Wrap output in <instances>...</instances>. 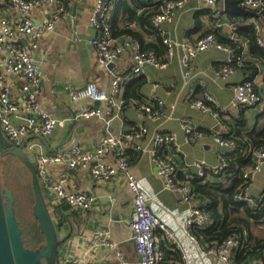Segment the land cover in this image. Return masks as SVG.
Instances as JSON below:
<instances>
[{
    "label": "built area",
    "instance_id": "built-area-1",
    "mask_svg": "<svg viewBox=\"0 0 264 264\" xmlns=\"http://www.w3.org/2000/svg\"><path fill=\"white\" fill-rule=\"evenodd\" d=\"M160 1L159 9L152 17V24L166 45V60L171 59L175 49L181 47L183 49L182 63L189 67L200 52L210 47H217L225 50L229 55L227 64L216 69L218 77L225 80L234 74L238 67L244 66L249 58V43L237 33V21H224V16L227 14L224 6L225 0H201L210 8L212 20L210 30L197 39L196 42H191L188 39L175 41L169 38L163 28V22L171 20L175 13L183 8L189 0ZM238 1L244 8L257 12V16L253 18L252 22L258 35V44L264 47V31L257 20L260 15L264 18V0ZM0 5H2L0 8V66H2V69H0V127L4 136L16 145L21 144L29 137H31L30 140L33 139V141L29 140L26 145H28V149L34 156L33 161L37 165L46 199L47 196L53 197L52 200H47L50 209L52 206L58 208L62 204H67L77 213L86 216L96 200L93 194L67 189L64 185V177L55 178L51 172V166L63 165L71 169L91 167L93 178L99 182L111 181L120 173L132 194L133 208L129 227L139 256L137 262L133 264H189L187 255L182 250L175 232L169 229L150 209L149 197L139 185L138 177L133 171L131 161L127 155L128 150L148 154L156 164L157 174L163 179L164 187L179 193L181 201L191 203L187 225L190 227L191 234L196 237L195 230L209 227L213 220L211 214L204 207L205 200L194 192L193 178L182 174L175 157L176 154L181 152L176 134L160 130L145 144L142 141L147 136L149 129L143 123L135 125L127 132L104 135L94 150H85L79 144H75L63 150L44 151L39 143H35V137L51 136L57 127L64 124L65 120L56 118L47 112L41 104V75L34 51L38 48V40L42 34L46 30L52 29L56 21L64 15L66 11L65 4L61 0H0ZM45 7L52 8V16L46 19L44 23L36 24L33 18L35 9ZM3 8H13L18 10L21 15L19 17L6 16L1 13ZM112 9L109 0H96L89 18V22L96 33L88 39V42L96 48L98 62L103 65H110L128 51L132 59L131 73L114 74L111 80L110 93L102 91L94 81L71 90L72 100L89 98L106 104V108L85 105L80 109L79 116L82 118L99 117L108 123L115 116H118L122 110L123 102H118L117 96L129 78L143 74L147 64L156 67H163L166 64L165 61L160 60L153 50H142L138 42L130 37L124 41L113 37L111 25L109 24ZM225 27L228 31L226 36L237 42L238 51L221 43L214 33V31L223 33ZM23 41H26V44ZM9 76H14L20 82V100L13 96ZM247 77L248 75L245 72V79L234 87L235 93L230 105L234 108L254 111V114L261 113L264 110V75L259 73L252 79H247ZM151 100L138 103L137 108L148 119L155 120L165 114V106L164 102L156 97ZM188 102L195 109L213 113L217 119L218 130L215 131L214 139L219 146L218 164L216 167H209L204 160L194 163L198 168V179H202L203 182L213 181L214 176H207L205 171L213 169L221 173L225 170L227 166L226 155L233 151L235 147L234 140L227 138V134L231 133V128L228 125L231 118L228 115L227 108L217 105L209 91H205L202 99L190 98ZM212 105L218 109H214ZM21 107L24 110V115L19 116L17 112ZM166 117L171 119L172 115ZM180 125L187 142H195L201 138V131L197 129L191 119H181ZM111 155L115 159L116 167L105 162L107 157ZM252 158V165L242 171L243 187L236 195V199L248 201L251 204H260L264 198V185L261 196H254L250 190L256 177L264 173V148L255 149ZM159 233L164 237L166 245L178 253L177 261L164 263L165 251L160 249L157 243ZM243 234L246 235V231ZM107 235V231L97 229L95 232L97 245L115 248L117 243L110 241ZM197 242H200L208 254L217 255L225 264H263L262 260L256 257L237 262L235 259L236 253L242 245L239 235L233 236L222 243H210L202 240ZM117 256L122 258V252L118 251ZM122 263L131 264L125 261ZM58 264L98 263L93 258L73 255L67 258H58Z\"/></svg>",
    "mask_w": 264,
    "mask_h": 264
},
{
    "label": "crops",
    "instance_id": "crops-1",
    "mask_svg": "<svg viewBox=\"0 0 264 264\" xmlns=\"http://www.w3.org/2000/svg\"><path fill=\"white\" fill-rule=\"evenodd\" d=\"M95 3L96 0L65 2L64 15L38 40L39 44L34 56L41 75V104L47 112L58 119H64L65 122L47 137L48 146L39 137H35V143H39L46 152H50L49 148L53 149L59 145H61L59 150H63L75 144H79L85 150H94L104 135L127 132L135 125L144 123L149 129L142 141L145 144L160 130L176 134L181 152L175 157L183 175L190 178L197 177L198 168L194 163L200 160H204L209 167H216L219 151L214 139L215 131L218 130L217 119L211 112L191 107L188 100L202 99L205 91H209L217 105L226 107L229 116L237 117L240 108H234L230 103L234 97V87L245 79L244 70L237 68L226 81L216 74V69L225 66L228 62L229 55L225 50L210 47L200 52L187 67L182 63L183 49L178 47L171 59L164 60L166 64L163 67L147 64L143 74L129 78L117 96L118 102H123L122 110L112 121L108 123L99 117L82 118L79 116V111L83 106L96 105L106 108V104L101 101L97 103L89 98L72 100L71 90L94 81L102 91L110 93L113 75L129 74L132 66L131 54L128 51L110 65L98 62L96 48L88 42V39L96 33L89 22ZM125 10L126 7H122L119 12L116 11V14L123 16ZM210 12V8L201 0H189L171 20L163 22V28L169 38L175 41L188 39L196 42L210 30L212 20ZM1 13L9 17L21 15L13 8H3ZM52 14L53 10L50 7L37 8L33 18L36 24H41ZM141 15V11L137 9V18L133 24L136 30H140ZM242 18L227 13L224 21L240 22ZM122 23L119 22V25L121 26ZM143 32L145 42L159 45L158 33L153 28ZM223 34L228 35L227 27L224 28ZM116 38L124 41L129 37L121 35ZM9 82L12 84L13 96L20 100V82L14 76H9ZM155 97L164 102L165 114L151 120L140 113L137 106L138 103L144 100L152 101L151 99ZM254 113V111H246L249 123L252 125L256 121ZM17 115H24L22 107ZM167 115H172V118L168 119ZM183 118L193 121L201 131L200 139L191 143L186 141L180 125ZM130 159L139 185L149 197L150 209L175 232L189 264H225L217 255L208 254L200 242H197V237L191 234L187 225L191 203L180 201L179 193L164 187V181L157 174L158 169L152 158L148 154L132 152ZM105 162L116 167L112 155L108 156ZM50 168L55 178L64 177V185L67 189L93 194L96 197L86 216L77 213L67 204H62L58 208L51 205L59 238L72 232L71 237L60 246L58 258L80 255L93 258L98 264H123V261L136 263L139 256L129 227L133 201L124 177L119 173L111 181L99 182L93 178L91 167L71 169L67 166L55 165ZM261 175L264 173L256 177L250 190L257 197L262 195L261 190L264 185L258 188L256 186ZM52 198L47 196L48 201ZM97 229L107 231L108 239L117 243L116 247L98 246L95 236ZM252 236L256 239H264V226L253 228ZM157 243L158 247L165 251L164 263L178 260V253L166 245L161 233L158 234ZM118 251L122 252V258L117 256Z\"/></svg>",
    "mask_w": 264,
    "mask_h": 264
},
{
    "label": "trees",
    "instance_id": "trees-1",
    "mask_svg": "<svg viewBox=\"0 0 264 264\" xmlns=\"http://www.w3.org/2000/svg\"><path fill=\"white\" fill-rule=\"evenodd\" d=\"M61 1L65 3L69 0ZM109 1L113 8L112 16L109 19L113 37L116 38L120 37L121 35L130 37L131 39L138 42L142 50H153L160 58V60L164 61L166 59L165 55L167 48L163 43L162 37L152 24V17L158 11L161 1ZM5 5L7 4L5 3ZM1 6L2 5H0V8ZM122 7H126V13L123 16H119V14H116V11H118ZM137 9H139L142 14L140 20V30H136L134 28L135 26L133 25L135 19L137 18ZM250 16L251 15L243 16L240 22H238L236 30L237 33L249 43V58L244 63L243 67H238L236 64H234L238 68H243L244 72H246L248 75L247 79H252L259 73H262L264 75V47L258 44V35L255 30V25L252 22L253 18H251ZM257 20L260 22L259 24L264 31V18H262V15L257 17ZM119 22H123L121 26L119 25ZM148 28H153L156 33H158L159 45L154 43L149 44L144 41L143 31L148 30ZM214 33L217 35L218 40L221 43L229 45L235 48L237 51L239 50L236 41L227 37L220 31H214ZM212 107L214 109H218L214 105H212ZM254 117L256 121H254L252 125L249 123V118L247 117L246 109L244 108H241L239 110V115L237 117L230 115L231 122H228V125L231 128V133L227 134V138H231L234 140L235 147L233 151L229 152L226 155L227 166L225 170H223L221 173H218L213 169L205 171V174H207V176H214L213 181L209 180L203 182L202 179H198L197 177L192 179L194 192L197 193V195L201 197V199L205 200L204 207L206 211L211 214L213 220L212 224L209 227L197 228V230H195V234L197 240H202L210 243H222L233 236L239 235L242 241V245L236 253L235 259L237 260V262H241L246 258L256 257L260 258L264 264V239H256L252 236L253 228L264 226V198L262 199L260 204H251L248 201H239L236 199V195L243 187V179L241 177L242 171L252 165V155L254 150L264 148V110L261 113L255 114ZM132 152L135 151H127L129 159L130 153ZM19 161L27 168L29 172L31 187L33 190L31 171L22 160L19 159ZM1 182L2 186L5 189L11 190L14 193V190L11 188L12 182L9 179L4 182V180H2L1 178ZM33 216L37 222L36 228L38 232L42 234L45 242V236L38 228V221L34 213ZM244 231H246V235L243 234ZM44 245L45 243L41 244L38 248H35V250L42 249Z\"/></svg>",
    "mask_w": 264,
    "mask_h": 264
},
{
    "label": "water",
    "instance_id": "water-1",
    "mask_svg": "<svg viewBox=\"0 0 264 264\" xmlns=\"http://www.w3.org/2000/svg\"><path fill=\"white\" fill-rule=\"evenodd\" d=\"M225 10L231 16H255V11L244 8L238 0H225ZM26 44V41H23ZM100 103V101H97ZM39 137L47 146V137ZM31 137L16 145L9 141L0 127V157L12 154L24 162L31 171L35 204L33 213L38 221V228L45 236V245L40 250L28 248L23 240V231L15 211L16 197L11 190L2 186L0 176V264H57L60 246L67 241L72 232L59 238L56 218L52 214L38 175L35 162L25 150L26 143ZM49 148L53 152L60 148ZM117 219V218H116Z\"/></svg>",
    "mask_w": 264,
    "mask_h": 264
},
{
    "label": "rangeland",
    "instance_id": "rangeland-1",
    "mask_svg": "<svg viewBox=\"0 0 264 264\" xmlns=\"http://www.w3.org/2000/svg\"><path fill=\"white\" fill-rule=\"evenodd\" d=\"M229 77L225 80L227 81ZM25 150L33 160L34 156L28 149V145L25 146ZM0 176L4 182L8 179L12 182L11 188L16 196V214L23 229L25 245L30 249L38 248L45 242L36 228L37 222L33 216L34 196L27 168L13 155L0 157ZM263 184L264 175H261L258 177L256 186L262 187Z\"/></svg>",
    "mask_w": 264,
    "mask_h": 264
}]
</instances>
